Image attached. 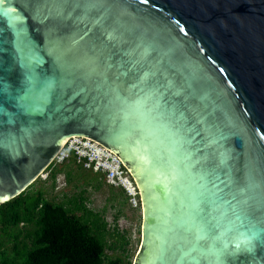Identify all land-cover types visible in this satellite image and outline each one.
<instances>
[{
	"label": "water",
	"instance_id": "obj_1",
	"mask_svg": "<svg viewBox=\"0 0 264 264\" xmlns=\"http://www.w3.org/2000/svg\"><path fill=\"white\" fill-rule=\"evenodd\" d=\"M72 138L134 181L133 264H264V0H0V204Z\"/></svg>",
	"mask_w": 264,
	"mask_h": 264
},
{
	"label": "trees",
	"instance_id": "obj_2",
	"mask_svg": "<svg viewBox=\"0 0 264 264\" xmlns=\"http://www.w3.org/2000/svg\"><path fill=\"white\" fill-rule=\"evenodd\" d=\"M86 161L71 151L47 168L48 180L65 171L69 181L79 182L80 191L63 201L48 199L45 190L34 189V182L0 204V264H131L126 261L127 238L116 227L111 231L101 213L86 204L87 187L102 184ZM108 249L122 253L109 256Z\"/></svg>",
	"mask_w": 264,
	"mask_h": 264
},
{
	"label": "rangeland",
	"instance_id": "obj_3",
	"mask_svg": "<svg viewBox=\"0 0 264 264\" xmlns=\"http://www.w3.org/2000/svg\"><path fill=\"white\" fill-rule=\"evenodd\" d=\"M66 147H72L76 142H79L78 138L71 139ZM87 141L89 139L87 138ZM92 144H89L90 148L87 149L92 157H97L100 161L108 164L114 163L113 161H108L110 158L115 156L105 147L101 146L97 142L90 140ZM88 144V143H87ZM68 147V148H69ZM85 151V150H84ZM86 152V151H85ZM64 154L57 157L56 162H61ZM90 165H86L89 168ZM112 169H116L112 164ZM93 171L102 179V184L96 186L97 182H93V185L87 187V206L94 211H98L104 217L105 221L108 223V227L112 231L114 227L127 238L128 245L126 246V261H130L133 264L135 255L139 249L141 243V224H142V206L137 188L132 181V178L126 171L120 174V177L124 183H126V188L132 194H129L127 190L122 187L120 179L107 177L106 173L102 170H98L93 167ZM34 189L45 190L46 197L54 202L58 203L63 201L66 197L79 192L76 184L79 182L69 181L66 176V172L62 171L57 175L56 179L48 180V173H44L37 181H35ZM135 194V195H134ZM109 244H112L113 239L108 238ZM119 244V243H118ZM122 253L121 249L118 250H107L109 256H118Z\"/></svg>",
	"mask_w": 264,
	"mask_h": 264
},
{
	"label": "built area",
	"instance_id": "obj_4",
	"mask_svg": "<svg viewBox=\"0 0 264 264\" xmlns=\"http://www.w3.org/2000/svg\"><path fill=\"white\" fill-rule=\"evenodd\" d=\"M78 139H79V142H76L72 147L68 146L69 147L68 148L66 146L69 144L70 141H73V140H70L66 144V146L63 147V149L60 151V153L58 154L57 157H59L61 154H64V157L62 158V160H63L64 158L68 157L70 152L72 151L77 155L79 160H82L84 158L87 159L85 165H90V167L96 168L97 171L102 170L104 173H106L108 178L109 177H112L113 179L118 178V175L123 173V171H125L123 169L121 162L119 161V159L114 154L113 155L115 157L114 158L112 157L111 159L109 158L108 161H110V160L113 161L114 163H112V164H113V166L116 167V169H112V167H111L112 164L110 162H108V164H106L105 162L100 161L97 157H92L91 153L87 150L90 148L89 144H92L90 139H89V141H87V139H80V138H78ZM120 183H121V181H120ZM122 185H125V187H126L127 184L124 183Z\"/></svg>",
	"mask_w": 264,
	"mask_h": 264
},
{
	"label": "clouds",
	"instance_id": "obj_5",
	"mask_svg": "<svg viewBox=\"0 0 264 264\" xmlns=\"http://www.w3.org/2000/svg\"><path fill=\"white\" fill-rule=\"evenodd\" d=\"M123 166V165H122ZM124 167V166H123ZM126 172H128L126 169H125V167L123 168ZM129 174V173H128ZM130 176V175H129ZM131 177V176H130ZM118 179H120V181H121V185L122 184H124V181H122V179H121V177H120V174L118 175ZM122 187H124L126 190H127V192L129 193V194H132L130 191H129V189H127L126 187H125V185H122ZM135 195V194H134Z\"/></svg>",
	"mask_w": 264,
	"mask_h": 264
},
{
	"label": "bare ground",
	"instance_id": "obj_6",
	"mask_svg": "<svg viewBox=\"0 0 264 264\" xmlns=\"http://www.w3.org/2000/svg\"><path fill=\"white\" fill-rule=\"evenodd\" d=\"M72 139H73V138H72ZM66 140H67V139H66ZM66 140H65V141H66ZM65 141H64V142H65Z\"/></svg>",
	"mask_w": 264,
	"mask_h": 264
}]
</instances>
